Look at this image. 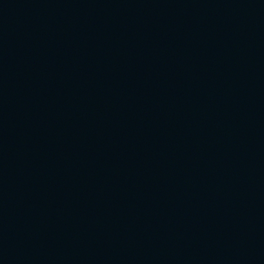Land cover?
Here are the masks:
<instances>
[{
    "label": "water",
    "instance_id": "obj_1",
    "mask_svg": "<svg viewBox=\"0 0 264 264\" xmlns=\"http://www.w3.org/2000/svg\"><path fill=\"white\" fill-rule=\"evenodd\" d=\"M0 264H264V0H0Z\"/></svg>",
    "mask_w": 264,
    "mask_h": 264
}]
</instances>
